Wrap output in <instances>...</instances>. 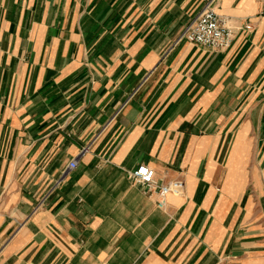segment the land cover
<instances>
[{"label": "crops", "instance_id": "obj_1", "mask_svg": "<svg viewBox=\"0 0 264 264\" xmlns=\"http://www.w3.org/2000/svg\"><path fill=\"white\" fill-rule=\"evenodd\" d=\"M207 1L0 0V264H264V0Z\"/></svg>", "mask_w": 264, "mask_h": 264}, {"label": "built area", "instance_id": "obj_2", "mask_svg": "<svg viewBox=\"0 0 264 264\" xmlns=\"http://www.w3.org/2000/svg\"><path fill=\"white\" fill-rule=\"evenodd\" d=\"M214 0H208L203 10L191 19L179 35L177 41L185 39L192 43L201 44L212 49H225L232 43L234 28L228 24L227 19L218 13ZM250 28L251 25H245ZM87 147L82 150L86 151ZM77 157L71 159L68 169L77 166ZM132 180L144 186L146 193H157L160 197L167 194H181L185 182L181 178L162 181L156 177L155 170L141 163L129 174Z\"/></svg>", "mask_w": 264, "mask_h": 264}]
</instances>
